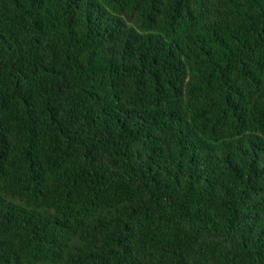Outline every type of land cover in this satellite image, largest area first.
<instances>
[{
  "label": "trees",
  "instance_id": "1",
  "mask_svg": "<svg viewBox=\"0 0 264 264\" xmlns=\"http://www.w3.org/2000/svg\"><path fill=\"white\" fill-rule=\"evenodd\" d=\"M0 264H264V0H0Z\"/></svg>",
  "mask_w": 264,
  "mask_h": 264
}]
</instances>
